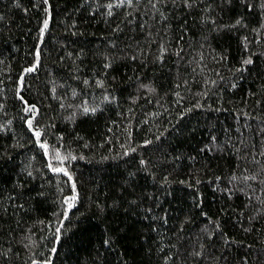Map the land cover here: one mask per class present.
<instances>
[{"label": "trees", "instance_id": "obj_1", "mask_svg": "<svg viewBox=\"0 0 264 264\" xmlns=\"http://www.w3.org/2000/svg\"><path fill=\"white\" fill-rule=\"evenodd\" d=\"M0 264H264V0H0Z\"/></svg>", "mask_w": 264, "mask_h": 264}]
</instances>
